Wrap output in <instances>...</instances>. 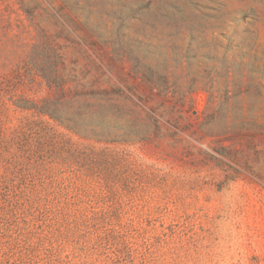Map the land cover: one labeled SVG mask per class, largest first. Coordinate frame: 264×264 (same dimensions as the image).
<instances>
[{"label": "rangeland", "instance_id": "rangeland-1", "mask_svg": "<svg viewBox=\"0 0 264 264\" xmlns=\"http://www.w3.org/2000/svg\"><path fill=\"white\" fill-rule=\"evenodd\" d=\"M0 264H264V0H0Z\"/></svg>", "mask_w": 264, "mask_h": 264}]
</instances>
